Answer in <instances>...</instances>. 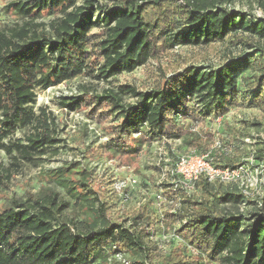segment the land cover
I'll return each instance as SVG.
<instances>
[{
  "label": "trees",
  "instance_id": "obj_1",
  "mask_svg": "<svg viewBox=\"0 0 264 264\" xmlns=\"http://www.w3.org/2000/svg\"><path fill=\"white\" fill-rule=\"evenodd\" d=\"M54 1L60 4L62 18L50 24L49 32L35 20L49 13L53 0L8 6L28 20L7 34L0 32V147L7 152L11 153L3 146L4 139L40 122L33 111L37 91L80 75L108 79L130 73L149 60L160 59L176 45L211 47L229 36L247 42L238 34L261 44L258 58L241 56L209 71L187 67L150 92L121 85L101 95L73 98L66 108L80 111L84 106L87 116L99 125L114 114L116 124L108 128L113 137L110 143L120 148H132L137 140L151 144L177 139L186 134L182 121L216 119L236 105L264 110V21L248 22L242 15L218 8L224 0H181L182 5L176 0L128 6L126 2L99 11L102 16L96 20L94 0H84L82 6H75V0ZM94 28H100L99 32L91 33ZM124 97L136 102L124 105ZM226 134L232 142L242 141L232 128ZM27 141V145H9L24 161H32L51 142L47 133ZM103 149L105 154L106 146ZM211 156L218 167L238 166L226 155L220 154L219 160L216 154ZM248 156L264 162V141L251 146ZM72 182L67 181L70 191ZM211 185L200 178L192 192L178 187L170 190L172 194L165 193L175 203L179 199V207L163 212L162 217L180 240L172 243L180 247L160 257V264H264V206L248 219L221 215L217 204L244 195L225 193L215 199ZM93 201L97 202V224L80 220L76 226L63 217L67 203L48 189L32 199L13 201L0 211V264H116L114 256L124 252L137 257L133 264H154L157 245L150 237L156 216L148 212V206H139L125 225L109 220L107 202Z\"/></svg>",
  "mask_w": 264,
  "mask_h": 264
},
{
  "label": "rangeland",
  "instance_id": "obj_2",
  "mask_svg": "<svg viewBox=\"0 0 264 264\" xmlns=\"http://www.w3.org/2000/svg\"><path fill=\"white\" fill-rule=\"evenodd\" d=\"M26 1L0 0V32L7 34L9 30L27 22L28 18L8 7L9 4ZM146 1L94 0L92 5L97 13L93 19L102 16L99 11L120 7L126 2L128 6ZM176 2L183 4L181 0ZM82 5H85L84 0H75V6ZM217 7L235 16L242 15L248 22L264 21V0H224ZM60 11V4L53 0L49 13L38 17L35 22L44 24L45 30L49 32L50 24L62 18ZM99 30L100 28H94L91 33H98ZM237 36L247 38V42H237L229 36L211 47L176 45L160 59L149 60L130 73L108 79L80 75L45 91H37L33 111L39 116L40 122L35 121L30 126L18 129L2 141L3 146L8 147L11 153L0 147V211L10 206L13 201L32 199L42 190L48 189L56 195L57 200L67 203L63 217L75 226L80 220L97 224V202L92 203L96 198L107 202L110 221H124L128 225L131 213L139 205L146 204L148 212L151 211L156 216L153 242L160 243L162 247H157L154 264H160V259L165 254L174 247H180L177 243L174 246L172 241L166 242L174 228L168 226L162 217L163 212H173L179 207V199L175 203L167 197L170 190H175L172 184L174 165L178 157L196 150L198 153L212 151V154L217 155V160L221 159L220 154L226 155L236 165L244 166L245 175L242 181L245 182L249 195L217 204L216 210L221 215H240L248 219L261 205L264 206V162L257 163L248 156L251 146L264 141V110L236 105L216 119L205 118L197 123L182 121L186 134L177 139H164L151 144L137 140L132 148H120L110 143L113 137L108 128L116 124L114 114L108 117L105 125H99L87 116L88 109L84 106L80 111L66 108L76 97L101 95L107 90L115 91L121 85L132 86L137 92L147 93L187 67L209 71L241 56H247L251 60L261 55L262 47L256 39L246 34ZM135 102V98H123L124 105H133ZM41 110L44 111V116L41 115ZM231 128L239 132L238 138L242 141H231L226 134ZM39 133H47L50 144L43 147V152L34 156L32 161L19 159L9 145H27L28 138ZM194 140L198 141L197 144ZM103 146H106L105 154ZM123 154L128 155L129 159L122 156ZM162 172H166L164 179L161 178ZM128 178L135 179L136 183L128 185ZM68 180L74 183L72 191L69 190ZM211 186L215 199L225 193L242 195L243 191L239 183H215ZM160 192L165 199L161 204L155 200ZM82 196H85L84 199ZM121 256V259H116V264H133L137 259L128 252Z\"/></svg>",
  "mask_w": 264,
  "mask_h": 264
},
{
  "label": "built area",
  "instance_id": "obj_3",
  "mask_svg": "<svg viewBox=\"0 0 264 264\" xmlns=\"http://www.w3.org/2000/svg\"><path fill=\"white\" fill-rule=\"evenodd\" d=\"M211 155L212 151H208L206 153H197L193 150L186 155L178 157L174 165V170L172 172L174 179V183L172 184L174 189L180 187L187 192H192L194 190V183L197 182L200 178H203L210 184L239 183L240 188L243 190L242 194L244 196H248L249 194L248 192H246V185H244L245 182L242 181L245 175L244 166H237L233 169H229L227 167H218L215 165L213 161L214 158ZM165 174L166 172H162V179L165 178ZM127 181L129 183L128 185H134L136 183V180L133 178H128ZM158 194L155 196V200L158 201L159 204H161L165 201V199L160 195L161 192ZM150 239L154 241L153 236H151ZM170 241L179 242L180 240L178 239L177 235L171 232L169 238L166 239V242ZM156 245L158 248L162 247L160 243H157ZM190 252L192 254H196L195 250L193 249H191ZM121 257L122 256L119 254L114 256L115 259H121Z\"/></svg>",
  "mask_w": 264,
  "mask_h": 264
}]
</instances>
